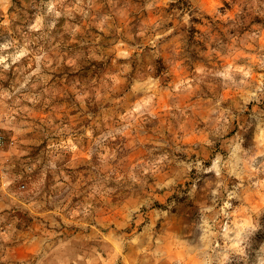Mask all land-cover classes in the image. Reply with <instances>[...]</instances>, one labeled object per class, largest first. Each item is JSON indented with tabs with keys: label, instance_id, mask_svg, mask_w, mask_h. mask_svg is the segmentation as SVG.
Here are the masks:
<instances>
[{
	"label": "clouds",
	"instance_id": "1",
	"mask_svg": "<svg viewBox=\"0 0 264 264\" xmlns=\"http://www.w3.org/2000/svg\"><path fill=\"white\" fill-rule=\"evenodd\" d=\"M236 2L234 13L221 17L233 31L245 29L256 15L264 18V0ZM103 3L101 10L98 0H20L18 15L13 17L19 26L12 29L7 20L0 25L4 29L0 31V150L6 146L7 136L14 144L34 138L26 151H0V264L104 261L95 248L90 259L87 253L78 254L87 240L102 243L104 251L114 245L115 251L104 264L122 257L126 248L137 249L147 261L145 243L154 244L157 259H161L165 255L161 251L163 237L157 236L155 223L149 225L142 210L150 212L154 222H168L181 209L191 207L182 231L193 244L209 248L217 235L236 231L219 222L220 217L231 215V201L239 199L235 189H264V120L255 121L258 109L254 107L253 115L237 124L248 106L259 105L264 97V75H254L256 70L264 71V55L256 63L237 64V50L227 48L208 32L209 45L215 41L221 50L227 49L224 59L228 62L213 64L208 60L197 65L201 58L195 44L199 40H185L179 49L175 29L168 26L167 19L140 23L142 14L151 15L160 5H179L180 0H137L135 8L132 0ZM12 6V0H0V11L7 13ZM132 12L138 18L127 27ZM182 23L191 30L192 17L187 12ZM93 25L110 35L112 51L124 49L117 52L121 63L115 74L103 75L102 68H93V64L108 60L100 38H88ZM77 45L84 51H76ZM215 51L210 47L209 56ZM182 64L188 65V72ZM170 67L182 74L174 78ZM90 73L96 78L83 83L77 79L70 90L61 92L50 85L58 76L67 80ZM222 91L238 95L240 103L227 104ZM162 96L170 101L163 110L174 109L177 123L183 119L202 128L196 145L186 147L178 137L162 132L150 139L140 138L141 134L148 136L147 129L158 119ZM55 97L66 101L67 110L77 116L69 119L65 114L57 122L52 113L38 123L36 112L51 107ZM233 146L240 149L242 171L238 175L228 167L231 153L227 149ZM193 147L202 151L203 157H194ZM129 152L137 153L134 160L127 158ZM245 180L248 189H244ZM128 194L133 199H127ZM74 201V210L69 211ZM113 201H121L123 223L118 222L119 216L100 219L106 210H114ZM45 206L50 209L44 212L45 222L52 232L43 225L39 233L30 231L24 244L32 249V255L20 260L12 250L20 243L19 230L28 229ZM134 216L145 224V231L117 235L116 230L129 226ZM70 227L93 231L79 240L64 237L65 228ZM225 244L226 250L237 251L246 264L238 234ZM227 259L225 251L220 264ZM129 260L124 257V264Z\"/></svg>",
	"mask_w": 264,
	"mask_h": 264
},
{
	"label": "rangeland",
	"instance_id": "2",
	"mask_svg": "<svg viewBox=\"0 0 264 264\" xmlns=\"http://www.w3.org/2000/svg\"><path fill=\"white\" fill-rule=\"evenodd\" d=\"M137 0H132V6L135 8ZM101 4V10L105 7L103 0H98ZM12 7H9L7 13L0 11V25H3L7 20L8 26L15 29L19 26V22L13 19L14 16L18 15L17 9L20 8V0H12ZM236 0H180L179 5H169L165 7L160 5V10L149 15L148 13L142 14L140 18L141 24L151 23L157 17H163L168 20V26L175 29L176 45L179 49H183L185 40L190 43H194L199 40L200 43H196L195 47L199 49L197 53L200 56V60L196 61L199 65L202 61L211 60L213 64L220 63L224 64V57L227 55V49L221 50L217 47L214 41L209 45L207 39L205 38V33H212L213 37H218L221 44L226 45L227 48H235L239 55L236 56V63L240 64L243 62L256 63L258 58L264 55V18L260 15L252 17L247 25V27L239 32L233 31L227 22L221 19V17L227 16L230 13H234L237 7ZM179 12L180 15L177 16L176 13ZM187 12L188 15L192 17V28L187 30L182 23L183 14ZM137 15L135 12L129 14L127 27H131L135 24L137 20ZM179 22V24H178ZM139 25H137V30ZM4 30L0 28V31ZM134 35V33H128ZM255 34L256 38H253ZM89 39L100 38V47L103 48L104 52L108 55V60L102 65L93 64V68H102V74H115L118 71V65L121 61L117 58V52L124 49H117L112 51L114 45L110 35L106 36L94 25L88 32ZM65 43H67L68 38L65 36ZM214 48L216 51L209 56V48ZM76 51H84L80 49L77 45L75 47ZM99 54V53H98ZM177 63H180L179 61ZM184 72H188L189 68L187 64H182ZM171 74L174 78H178L182 73L174 68L170 67ZM255 76L264 75V71L256 70ZM89 78L95 79V74L82 75L78 77L70 76L67 80L63 76H58L50 81V85L58 91H63L65 88L71 89L72 83L77 79L81 83L88 80ZM255 83V80L253 81ZM172 83V81H169ZM7 86V85H6ZM222 95L225 96V102L229 105L235 103H240L239 96L233 92L222 91ZM59 99L60 102L56 103L55 100ZM187 103V101H186ZM195 103V101H192ZM159 107L157 109L158 119L153 121V127L147 129L148 136L145 137L141 134L140 138L150 139L153 138V134L156 132H162L164 136H171L173 138H179V142L184 146H194L201 139L200 128L195 122L186 124L183 119L179 120L177 123V115L173 109L171 112L164 111V106L169 105L170 101L167 96H162L158 101ZM256 107L258 110L254 113L255 121L264 120V97H261V102L259 105H249L248 110L245 113L243 119L239 120L237 124L244 123L245 120L253 115V108ZM67 102L61 97H55L51 103V107H44L43 110H38L35 114V119L39 123L45 120L54 113L57 122L59 118L63 117L65 114L69 119L75 118L77 113L69 111ZM122 114V113H121ZM98 115H101L98 113ZM33 137L29 136L26 138L25 143L14 144L11 136H7L6 146L0 150L6 154H10L13 150L26 151L27 145L31 144ZM87 142L85 141V144ZM115 147V145H112ZM231 153V157L228 160V167L233 171L234 175H238L242 171L241 160H240V149L239 146H233L227 149ZM200 154L202 157L204 153L199 149L193 147V156ZM137 153L129 152L128 159L134 160ZM68 159H71V155H68ZM17 175L21 173L17 172ZM249 182L245 180L244 189H248ZM189 186L190 185H185ZM51 187V185H49ZM232 187V182L230 181V188ZM239 199L231 201L232 208L229 210L231 215L220 217V224H227L229 229L235 228L236 231H228L227 236L217 235L212 241L211 247L204 248L203 243L193 244L190 236L182 231L183 222L186 217L191 213V207H185L178 211L172 220L168 222L159 221L154 222L153 216L147 210H142L145 212L146 221L149 225L155 223L154 231L157 236L163 237V247L161 251L164 252V257L157 259L159 253L156 252L155 245H149L145 243L144 247L148 251V259L145 261L144 254L140 253L137 249H125L123 256L117 258L116 261L111 262V264H124V257H129V264L132 260H136L137 264H220L221 255L225 253L228 259L223 262V264H245L244 260L239 259V253L231 249L226 250L225 241L232 236L238 234L241 245L240 247L244 249L245 256L247 258L246 264H264V189L256 191L253 189H248L244 191L243 189H235ZM127 199H133V197L128 194ZM84 199H87L86 197ZM83 202V200L81 201ZM74 201L72 205L68 206V210H74ZM121 201H113L114 210H106V215L100 219L111 220L116 216H119V223H123V216L120 213ZM50 211V209L45 206L44 211L35 217L29 225L28 229H20L19 245L13 246V251L17 258L24 260L30 258L32 255V249L24 244V240L27 238L29 232L39 233L41 231V226L47 228L49 232H52L50 224L45 222L44 212ZM211 223V221H210ZM99 231L103 232L104 235H108V232L103 226H98ZM115 228V224L112 225ZM213 231L216 229L213 228ZM92 229L89 228L87 231H83L79 228L70 227L65 228L63 236L68 238L81 239L82 237L90 236L92 234ZM117 235L125 234L131 236L133 233H141L145 231V224L143 222H137L136 217H133L132 223L125 227L117 229ZM230 242V241H229ZM199 247L203 249L202 251L194 252L193 249ZM95 248L101 256H103L104 261H97V264H104L105 261H109V257L112 252L115 251L114 245L110 247L109 251L103 250V244L99 242H94L87 240L84 242L82 248L79 250L80 255L87 253V258H92L91 249ZM155 253V255H152ZM86 264V261L84 262Z\"/></svg>",
	"mask_w": 264,
	"mask_h": 264
}]
</instances>
